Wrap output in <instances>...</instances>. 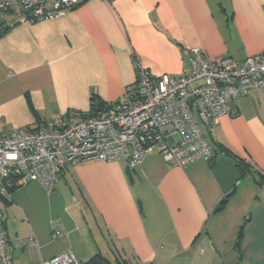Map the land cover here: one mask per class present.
Listing matches in <instances>:
<instances>
[{
    "label": "crops",
    "instance_id": "0c3cea01",
    "mask_svg": "<svg viewBox=\"0 0 264 264\" xmlns=\"http://www.w3.org/2000/svg\"><path fill=\"white\" fill-rule=\"evenodd\" d=\"M6 24L0 132L88 112L92 95L121 100L135 83L134 54L153 74L179 75L194 50L212 61L264 51V0H83L58 18L9 15ZM206 136L212 161L173 166L157 146L135 168L86 159L49 193L33 181L0 196L13 264L65 251L82 262L102 254L130 264H264V93L234 99ZM223 147L253 172L242 177Z\"/></svg>",
    "mask_w": 264,
    "mask_h": 264
},
{
    "label": "built area",
    "instance_id": "2783aa9c",
    "mask_svg": "<svg viewBox=\"0 0 264 264\" xmlns=\"http://www.w3.org/2000/svg\"><path fill=\"white\" fill-rule=\"evenodd\" d=\"M83 0H0V30L7 17L18 22L54 19ZM112 1V0H107ZM135 83L122 99L88 114L75 111L35 126L0 132V196L38 181L49 193L71 166L86 159H126L138 167L146 155L159 153L170 165L186 167L203 159L212 161L216 149L207 139L231 102L252 89L264 93V51L242 61L207 59L194 50L190 67L179 75L153 74L134 54ZM6 215L0 208V264H13ZM35 241L19 240L20 246ZM43 264H82L65 251Z\"/></svg>",
    "mask_w": 264,
    "mask_h": 264
},
{
    "label": "trees",
    "instance_id": "16d2710c",
    "mask_svg": "<svg viewBox=\"0 0 264 264\" xmlns=\"http://www.w3.org/2000/svg\"><path fill=\"white\" fill-rule=\"evenodd\" d=\"M10 28V25L4 26L0 30V37L7 32V30ZM108 105V102L103 101L100 96L98 95H92L91 97V107L90 110L86 113L88 114H94L96 111L101 110L105 108ZM40 123V122H39ZM222 152L228 156H230L236 163V165L240 168V170L244 173L246 172H253L252 166L250 162H248L245 158L239 156L238 154L234 153L232 150L223 147L221 148ZM217 151V149H216ZM218 154V151H217ZM259 172V178L258 183L264 184V173L262 171ZM242 233V230H241ZM241 236V234H240ZM82 264H130V262L126 259L122 258H116L112 260L111 258H108L102 254H97L96 256L92 257L88 261L82 262Z\"/></svg>",
    "mask_w": 264,
    "mask_h": 264
},
{
    "label": "water",
    "instance_id": "95a60500",
    "mask_svg": "<svg viewBox=\"0 0 264 264\" xmlns=\"http://www.w3.org/2000/svg\"><path fill=\"white\" fill-rule=\"evenodd\" d=\"M241 176H244V172H241ZM222 202H224V200H222ZM221 207V203L216 207V210L219 209Z\"/></svg>",
    "mask_w": 264,
    "mask_h": 264
},
{
    "label": "rangeland",
    "instance_id": "374dc122",
    "mask_svg": "<svg viewBox=\"0 0 264 264\" xmlns=\"http://www.w3.org/2000/svg\"><path fill=\"white\" fill-rule=\"evenodd\" d=\"M64 183V179H62L61 183L60 184H63ZM69 193V191H67ZM55 196V195H54Z\"/></svg>",
    "mask_w": 264,
    "mask_h": 264
}]
</instances>
